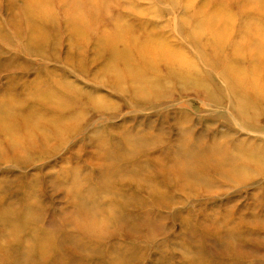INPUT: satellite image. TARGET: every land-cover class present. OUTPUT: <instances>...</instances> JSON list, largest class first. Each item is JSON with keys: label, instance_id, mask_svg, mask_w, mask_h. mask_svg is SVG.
Here are the masks:
<instances>
[{"label": "rangeland", "instance_id": "374dc122", "mask_svg": "<svg viewBox=\"0 0 264 264\" xmlns=\"http://www.w3.org/2000/svg\"><path fill=\"white\" fill-rule=\"evenodd\" d=\"M217 16L231 21L197 32L196 23ZM260 23L264 0H0V105L10 107L11 101L21 115L0 122V264H15L21 238H38L41 229L57 228L53 241H61L62 225L64 233L77 235L73 243L80 249L74 254L73 246L63 244L57 264H264V171L249 164L247 173L234 175L222 153H210L228 146L247 162L264 165L261 156H252L264 153V110L254 116L258 130L247 127L231 107L233 95L225 100L224 91H213L207 97L166 73L164 62L157 88L143 92L124 75V64L118 65L115 51L127 47L126 40L107 42L123 29L141 39L151 35L181 48L200 67V76L217 82L221 66L211 67L196 45L206 49L207 37L225 29L228 38L235 34L231 44L248 38L256 48V40L264 45ZM51 89L55 97L46 98ZM25 113L29 122L40 114L35 132L30 125L25 131ZM57 117L66 124L58 129L46 124ZM27 135L30 145L18 149ZM83 200L100 216H137L120 227L134 226L132 220L152 224L135 225L133 240L113 234L81 243L69 220ZM6 216L9 226L2 225ZM23 217L28 224L20 223ZM31 218L37 219L33 227ZM107 229L116 232L114 224ZM110 245L117 252L131 246L135 253L126 260L110 258ZM236 250L248 258L234 257Z\"/></svg>", "mask_w": 264, "mask_h": 264}, {"label": "bare ground", "instance_id": "6f19581e", "mask_svg": "<svg viewBox=\"0 0 264 264\" xmlns=\"http://www.w3.org/2000/svg\"><path fill=\"white\" fill-rule=\"evenodd\" d=\"M86 1H88V0H86ZM90 1L91 0H89V2ZM95 3H96L97 6H102L101 4H103L100 1H95ZM37 4H40V3L37 2ZM41 11L43 12L44 15H46V12L43 9ZM83 12L85 13V11H83ZM217 17L218 18H216V19L210 18V20L209 19L200 20L198 22V24L197 23L195 24V27L197 28V32L201 33L203 31H209V30L212 32L211 28L213 26L214 27L216 25H221V26L224 25L225 26L227 20L231 21L226 16H217ZM219 19H220L221 23L219 22L217 24ZM260 25L262 26L261 34H264V25L261 24V23H260ZM245 29H247V25H246ZM211 32H209V33H211ZM219 32H221L219 35H210V38L207 37V42L205 44V46L207 47L206 49L201 50V47L199 48V46L196 45V47L200 50L201 54L200 53L199 54H200L201 58L203 60H205L211 67H216V68L219 69L218 66L219 65L221 66V70L218 73L219 78H218L217 82H212L211 79H210L211 77H210L209 74H207L208 75V77H207L202 72V74L204 76H206V77L200 76L201 75L200 67L194 61L192 56L185 55L184 52H181V50H182L181 48H179V47H174L173 48L171 45H169L167 43H164V41H162V39H159L160 41H157L156 40L157 38L155 39L151 35L145 36V37H143L141 39L139 37H136V35L128 34L126 29H123V30H118L116 32H112V36H111V38L108 39L107 42H108V44H112V43H114L115 40H118V39H123L124 41L126 40L127 47L123 48V50H121L122 48H120L117 51H115V52H118V53H116V55L119 58L118 59V63H119L118 65L121 66V65L124 64V66H125L124 75H126V76L128 75L131 78V81L133 82V84L135 86H139L140 89L143 90V92H144V90H146V92H149V88L153 89V90L155 88H157L156 85H158V78L163 75L161 73L160 66L164 62L163 64L166 67V73L172 74V76L176 77L175 78L176 80L179 79L183 83H186L187 85H189V84L191 85L192 84L196 89H198V91L202 92L207 97L211 98L212 94H213V91H219V92L220 91L221 92L224 91L225 100H226V95L227 96L233 95V99L236 100V104L235 103L231 104L232 109L238 114V116L240 118H242V120L246 123L247 127L252 126L254 128V126H255V129L258 130L256 128L258 123L256 124L254 122V118L257 116L258 113H260L262 110H264V45L261 42H257V40H256V43L254 45V47L256 46V48H251L249 43L252 44V41H250L248 38L247 39L245 38L244 41H242L241 45H240V42H239L240 46L238 44L236 45V43H235L236 40H234V43L231 44L230 41H232L234 39L233 35H235V34H233V33L230 34L229 33V38H228V34L226 33L225 29H220ZM213 33H216V32L214 31ZM222 33L227 34V36L225 34H222ZM154 40H156V41H154ZM263 40H264V37H263ZM208 46H210V47H208ZM207 49L209 50L208 54H207ZM177 50H180V51H177ZM210 55H212V56H210ZM255 59H256V61H254ZM244 62L247 65L244 64ZM120 66H119V68H121ZM157 68H158L157 73L155 72L152 77L149 76V74H152V72L156 71ZM175 79H173L172 81H174ZM115 82H116V80H115ZM114 83H113V85H114ZM116 85H117V83H116ZM119 85L121 86L122 84L119 83L118 86ZM118 86H114V89H115V87L118 88ZM52 89L48 90V91H46L44 93V96L46 98H54L55 97V95L53 93L54 91L50 92V91H52ZM115 90H117V89H115ZM57 95H58V92H57ZM97 95L99 96V94H97ZM60 97H62V96H59L58 98H60ZM105 97L107 99V96H105ZM105 97H103L101 99H104ZM6 98H8V97H6ZM1 101H3V100H1ZM53 101H55V100H53ZM91 101L93 102V99ZM58 102H59V100H58ZM48 103L49 102H47V104ZM100 103H102V102H100ZM7 105H9L10 107L5 106V104L0 105V118H1L0 122L2 120H4V116H8L9 117V115H12V113H14L13 115H17V116L20 115V114H16V109L15 110L13 109V107L16 106L15 103H12L11 101H9V103ZM51 106H52V104H51ZM50 108H52V107H50ZM54 110H56V107H55ZM59 111H60V109H59ZM62 111H64V110L62 109ZM57 114H59V112ZM63 114H64V112H63ZM28 115H29L28 113H25L23 115V118H22L23 120L21 121V123L24 125L26 132L30 131L29 130V125H30L31 128H34V130L31 131V132H35L37 130L36 129V124L38 123L36 121H38V118L41 117V116H40V114H39L38 118L36 116H31L32 117L31 118V122H29L28 118H27ZM61 115H62V112H61ZM33 117H35V118H33ZM46 121L48 122L46 124L48 126H50L52 129H58L59 126H62L64 124H66L67 120H64V118H60L59 119L57 117V119L52 118L51 120H49V121L46 120ZM7 131H6V129H4V133L6 135H8V132H9V131L8 132ZM43 131L47 132V130H45V128H44ZM144 135H146V133H144ZM140 136L141 135H139V138L141 139ZM142 138H143V136H142ZM21 141L22 142H27V143H25V144L21 143L20 147L18 149H22V147H26L27 145L29 146L31 140L29 139V135H27V136H25V138H21ZM137 143H138V141H137ZM134 144H136V143H134ZM186 144H188V143H186ZM11 145L13 147H15V148L17 146H19V144L17 142H11ZM227 147H223L222 149H219L217 147H213L212 148V152H210V153H213V154L214 153H219V154L222 153L223 154V156L221 158V161H227L226 164H229V166L228 165H226V166L229 167V171H228L229 173L234 174V175H241L242 174L241 172L247 173V167H248L249 164H253V166L257 167L256 169L258 171H260V172L264 171V165L259 163L258 160H251L250 162H247L246 159H245L246 155L243 156V155H238V154H232L231 152H229L230 148H229V150H227ZM190 148H189V151L190 150L192 151L193 148L192 149H190ZM198 151H200V150H198ZM240 151H242V150H240ZM179 152H180V149H179ZM181 152L183 153V149H182ZM187 152L188 151H186L185 153L187 154ZM198 154H199V152H198ZM253 155L258 156V157L261 156V159H263L262 161H264V153H255V154H252V156ZM196 156H195V152H194V157H196ZM189 157L185 158V161H187L189 159ZM207 157H209V156L207 155ZM183 158H184V156H183ZM191 158L193 159V156H191ZM192 159H191L190 162H192ZM174 160H175V157H174ZM180 161H181V158H180ZM215 161H217V160H215ZM175 162H176V165L179 164V162L177 163V160ZM188 162H189V160H188ZM190 162L188 163L189 164L188 167H191V165H193V164L190 165ZM184 164H186V163L184 162ZM223 165H225V164L223 163ZM194 167H195V165L192 166L190 170H194ZM193 172L195 174V170ZM187 175H188V173H187ZM227 175L228 174H226V176ZM203 176H205V175H203ZM101 177L103 178V175ZM105 177L107 178L106 180L108 181L109 180L108 176H105ZM105 177H104V179H105ZM199 177H200V175H199ZM128 179H126V180H128ZM204 179H206V178H204ZM100 180H101V178H100ZM122 181H120V182H122ZM72 182H74V185L76 187L77 185L75 184V181H72ZM104 182H105V180H104ZM72 184H71V186H72ZM74 185H73V187H74ZM73 187H72V189H73ZM152 190H153V192H155L154 191L155 187ZM79 196H80V194H79ZM121 196H123V195H121ZM125 196L127 197L126 194H125ZM74 198H75V196H74ZM129 198L130 197H128V199ZM126 200H127V198H126ZM32 204L33 203L30 201L29 205L32 206ZM88 204L89 203L86 204L84 202V200H83L82 202H80V209H78L79 206L77 208V210L79 211L80 214L78 215V211L76 210V208L73 210L74 212H75V210L77 211V212L74 213L76 215H73V213H70L74 217L69 220V224L73 225V228L78 231L79 236L81 238L78 237L77 239L80 238L81 239V241H80L81 243H82V241L84 243V242L88 241V239L92 240V239H95V238L99 239V240H103L105 238H109L110 239L111 237H113L112 236L113 234H115V237H119V238L123 237L125 239L128 238V239L133 240L135 236L133 235L132 231H134V228L136 229L135 225H141V226L143 225L142 227H144V228L146 227V229H148V227H150L149 224L152 221V220L150 221V219H148L150 221V223H149V221H147V219H146V220H143V222L140 221V223H134L133 222L134 220H132L130 222H131V224L132 223L135 224L134 226L131 225L130 227L127 226L126 228H123V227H120V225L118 223H121V222L127 223L128 220H131L132 216L128 217L127 215H125V216H123V218H119L122 215L119 214V213H116V212H115L116 214H114V213L107 214V212L106 213L104 212V213H101L103 216H100L99 213L97 212L98 210H96V208H95V210H93V206L88 205ZM26 205H24V206H26ZM94 207H95V205H94ZM25 209H26V207H25ZM119 211H121V209ZM23 212H25V210ZM31 212H32V209H31ZM61 212H63V211H61ZM65 213H67V211H65ZM106 215H107V217H106ZM136 217L137 216H135V218ZM13 218H14V216H13ZM125 218H127L128 220L125 219ZM135 218H133V219H135ZM31 219H32V227H33L34 224L37 222L36 221L37 219H35V220H34V218H31ZM141 219H142V217H141ZM7 220H8V222L12 221L10 218L8 219L7 216H6V217L3 218V224L2 225L9 226V224L6 223ZM49 221L51 222V220H49ZM52 221H54V220H52ZM17 223H19V221H17ZM20 223L28 224V220L25 221V218L23 217L22 220H20ZM51 223L53 224V222H51ZM69 224L67 225L68 227H69ZM109 224H114L115 225L116 232L114 230H108L107 229ZM105 225H106V227H105ZM36 226H37V224H36ZM106 229H107L109 234L106 232ZM60 230H61V232H63L61 234L62 240L61 241L55 240L56 242H58L57 244L54 243L55 241H53V240H54L55 236L52 234V233L56 234V232L60 233V231H57V228L56 229H52V231L48 230V232H46L47 230L45 231V230L41 229L40 231H38L39 232V234H37L38 238H33V236L32 237L31 236H26L25 238H21V241L23 243L24 242H27V243L29 242V246H28V248L24 247V245H22V242L20 241L19 248H17L16 254H15L16 257L18 256V259L16 260L15 264H57L56 259L58 258V255L62 254L61 253L62 252L61 248H62L63 244H66V243H69V246L70 245L73 246L71 249L73 250L74 254H76L75 251L76 250L78 251V249H80V248H79V246H76V244L73 243V239H74L73 236H77V235L75 234V235L71 236V234H70L71 231H70V233L68 232L70 235H68L67 233H64L66 230H65L63 225H62V229H60ZM149 230H151V229L149 228ZM73 232H74V230H73ZM148 235L149 234L147 233V236ZM91 243H92V245L95 244L97 246V244H99L100 241H91ZM133 243H134V241H133ZM24 244H26V243H24ZM54 244H56L57 247ZM116 247H118V246H116ZM126 247L127 246H125L124 249ZM130 247L129 248L127 247L128 249L125 250V251L123 250L121 252H117L116 249H118V248H115V247H113V245H110L109 246V252H108L109 256H110V258H113V256H114V257H117V259H119V260H126L127 256L132 255L133 253H135V252H133L134 248L130 249ZM76 248H78V249H76ZM9 251L10 250L7 249V248H3L2 249V252H4V254L5 253L8 254ZM112 253L114 255H112ZM52 255H54V259H53ZM232 255L234 257H239L240 256L239 258H243L242 257V255H243L244 257L248 258V256H246V253L243 254V253H241L238 250L234 251V254H232ZM43 258H45V259H43ZM1 260H3V258H1ZM99 264H105V262L104 263L102 262V263H99Z\"/></svg>", "mask_w": 264, "mask_h": 264}]
</instances>
